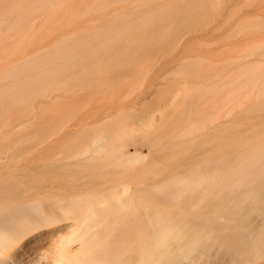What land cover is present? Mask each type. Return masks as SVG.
I'll return each instance as SVG.
<instances>
[{
  "label": "rangeland",
  "instance_id": "rangeland-1",
  "mask_svg": "<svg viewBox=\"0 0 264 264\" xmlns=\"http://www.w3.org/2000/svg\"><path fill=\"white\" fill-rule=\"evenodd\" d=\"M192 1L55 0L32 13L22 30L0 26L3 75L8 65L72 34L140 24L121 33L93 60L63 76L46 75L51 81L43 92L21 104L0 107V197H37L46 204L55 193L125 183L135 191L133 197L144 201L145 190L156 185L160 191L164 177L182 176L191 169L213 171L215 166L196 165L222 149L244 144L246 150L249 143L264 139V0H195L197 10L188 24L177 26L173 20L164 35L148 41L152 31L150 23L141 25L145 18ZM140 42L144 48L138 50ZM258 103L263 106H251ZM151 104L157 109L153 116L147 114ZM119 125L131 131L124 144L108 148L118 162L102 163L99 152L89 160L67 156L70 148L73 153L80 148V141L91 142L103 126L113 135ZM173 136H180L177 141L183 144L171 145ZM135 151L144 156L133 157ZM174 156L182 157L181 166ZM262 192L261 201L250 199L255 210L250 201L242 205L254 221L264 215V187ZM141 206L147 210L145 203ZM197 208L170 203V214L179 219L187 210L193 216ZM78 219L79 214L58 211L26 227L21 238L0 246V264H48L63 240L72 237L65 227H55ZM210 244L205 256L216 264L218 244Z\"/></svg>",
  "mask_w": 264,
  "mask_h": 264
},
{
  "label": "bare ground",
  "instance_id": "bare-ground-1",
  "mask_svg": "<svg viewBox=\"0 0 264 264\" xmlns=\"http://www.w3.org/2000/svg\"><path fill=\"white\" fill-rule=\"evenodd\" d=\"M54 1L0 0V26L6 24L10 29L22 30L32 13ZM193 1L191 4H172L167 8L168 11L154 12L145 18L146 22L141 25L150 23L152 31L146 37L148 41L153 42L164 35L173 20L177 26L188 24L197 10ZM138 26L139 23H124L122 29L110 28L98 34L75 33L8 65L6 72L0 75V107L26 102L35 92L46 89L44 85L51 81L45 80L46 75L52 78L67 74L111 48L121 33ZM142 48L144 43H138L137 49ZM26 74L30 76L27 78L24 76ZM10 78L13 81L6 82ZM260 105L263 106L260 103L251 104L253 108H260ZM148 106L156 108L153 104ZM150 107L147 114L153 116L157 109L151 111ZM123 126L119 125L120 130L114 131L113 135L106 126L100 127L101 130L98 129L91 142L80 141V148L75 153L70 148L71 154L67 156L89 160L96 158L95 153L99 152L102 153V163L116 162V156L111 155L108 148L121 146L127 141L130 129ZM205 128L207 125H204ZM178 137L173 136L169 143L173 146L175 142L183 144L182 140L177 141ZM122 141L124 143L121 144ZM234 146L222 149L216 157L202 160L196 165L215 166L213 171L201 168L196 172V169H191L182 176L176 174L171 178L170 175L164 177L159 184L160 191L155 188L156 185L153 189L145 190L146 202L133 197L135 191L125 183L99 186L101 188L96 187L97 190H93L95 187H81L65 194L55 193L47 198L49 201L45 200L46 204L37 197L24 200L0 197V246L21 238L26 227L38 224L43 218L55 216L60 211L79 214L80 219L55 227H65L72 237L63 240L64 244L56 248L55 256L48 264H178L176 260L183 258L186 259L185 264H211L206 254L211 250L210 247L207 251V247L213 242L218 244L216 264H264V261L259 260L264 256V215L254 221L245 213L249 208L242 207L250 201L248 203L255 210L257 205L255 207L256 203L250 199L257 197L254 200L261 201L264 139L259 137L258 141L249 143L246 150H242L244 144L240 148ZM203 148L206 151L210 148L207 142ZM132 155L135 158L144 156L140 151ZM175 158V164L181 166L179 159L182 162V157L177 156L178 161ZM8 192L10 195L16 194V190ZM142 202L145 203L146 211L141 206ZM170 203L185 208L198 206L197 214L190 216L187 210H182L178 219L171 216ZM63 236L61 234L60 238L64 239ZM24 248L25 244L21 246L20 252Z\"/></svg>",
  "mask_w": 264,
  "mask_h": 264
}]
</instances>
